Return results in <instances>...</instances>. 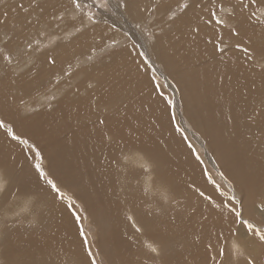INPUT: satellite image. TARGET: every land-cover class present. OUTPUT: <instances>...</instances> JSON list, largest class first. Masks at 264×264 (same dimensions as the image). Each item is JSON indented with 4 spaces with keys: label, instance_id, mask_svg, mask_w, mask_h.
<instances>
[{
    "label": "bare ground",
    "instance_id": "6f19581e",
    "mask_svg": "<svg viewBox=\"0 0 264 264\" xmlns=\"http://www.w3.org/2000/svg\"><path fill=\"white\" fill-rule=\"evenodd\" d=\"M101 1L106 7L99 9L93 6ZM38 2L45 6L46 11L42 12L40 7L30 8V0H5L0 4V50L7 51L4 43L11 40L12 56L17 53L23 57L21 61L24 63L20 67L11 64L12 78L22 75L30 85L26 89L29 95L12 89L7 103L4 99L6 90L0 86V105H3L0 118L13 126L16 134L40 149L46 173L50 172V178L54 177L59 182L61 191L67 196L66 192H70L87 213L91 215L92 212V215L104 219L110 205L113 210L112 214L108 212L111 222L105 224L111 230L101 233L104 241L110 239L116 245L118 258L129 249L133 240L145 239L141 234L136 235L133 225L141 227L146 222L151 233L152 228L157 226L160 230L162 227L157 236L156 233L153 235L165 241L166 236H169L167 241H177L174 234L176 226L185 227V233L194 236L196 241L192 244L190 236L182 234L190 240L188 246L193 248L195 245L194 255L183 258L172 255L169 258L171 264H205V261L214 264L211 257L215 252H209L206 245L211 243L215 246L217 235L222 230L225 236L228 232L225 228L230 220L224 219L228 213L221 203L227 198L226 195H217L206 185L205 171L197 167L200 162L192 150L196 152L198 146L205 143L208 153L211 151L213 155L206 157L207 162L214 169L221 166L220 169L223 167L228 174H235V178L245 186L244 194L251 203L245 213L260 225V214L255 206L264 200V140L259 139V131L248 119L250 114L257 118L262 115L260 101L264 86L260 69L249 68L244 63L243 53L234 47L220 53L214 52L213 44L225 47L234 45L237 39L249 37L259 44L264 36V18L259 14L264 9L258 10L256 16L248 20L247 12H241L236 0H217L222 7H214L211 0H199L203 5L201 8L182 10L180 15L173 17L181 5L191 4L192 0H137L142 11L133 9L131 14L117 7L121 0H82L99 9V15H93L88 8L77 13L68 6V0H59L58 7L63 8L57 14L65 16L63 9H66L68 17L75 15L76 27L80 26L81 15L86 24L89 15L98 21L95 25L89 24L87 32L81 34L76 32V28L51 21L54 9L46 0ZM21 4L29 8L28 13L19 7ZM210 12H216L227 27L215 25L209 19ZM169 16L171 19L167 20ZM50 23L59 24V27L50 30ZM197 25L199 31L194 38L189 34L190 26ZM233 27L240 31V37L229 35L228 29ZM44 31L48 34L46 38L37 36ZM54 37L59 47L55 53L57 63L52 67L45 62L44 45L50 46L49 41ZM221 39L224 44L220 43ZM28 41H32L34 46L39 44L40 50H27ZM120 44L126 45L111 51L96 63L86 65L104 47ZM140 52L147 54L152 66L146 68L141 64L138 71L136 64L142 59L138 56ZM72 66L75 70L67 71ZM4 71L7 70L0 64V75ZM66 72L70 76L68 80H52ZM88 83L94 87L88 89ZM154 86L165 99L153 92ZM171 95L174 113L165 111V100ZM15 96H23L24 104L14 101ZM52 97L56 98L54 102H48L46 107L37 110L42 102ZM29 110L34 113L30 114ZM178 110H182L185 123L175 119L173 124L170 117H176ZM101 120L105 123L101 124ZM186 125L197 134V144L191 141L195 136L193 134L192 137ZM176 127L190 141L191 151L187 149L181 132L175 131ZM144 153L155 160L156 172L152 171L147 158L139 159ZM126 157L132 159L127 160ZM37 161L34 151L12 141L0 130V185L7 188L4 180L10 176L13 183L22 180L28 188L37 191L43 186V181L37 182L32 167ZM134 165L143 173L136 181L139 189H135L148 195L157 192L161 197L159 185L154 180L157 172L163 174L170 185L166 196L170 192L173 198H185L183 214H162L157 224L151 226L148 212H145L148 215L137 213L140 199L120 200L113 195L118 181L128 180L126 169ZM129 187L130 184L126 189L131 191ZM197 187L211 195L212 201L199 197ZM234 188L239 198L241 193ZM136 191L135 194H140ZM24 199L16 200L9 196L4 206L11 212H3L4 215L13 218L22 212L17 217L21 221L23 215L28 214L29 205ZM46 199L47 203L37 204L45 209L39 218L40 224L36 223L41 225V229L30 231L28 229L32 228H26L27 232L25 227L13 228L9 233L8 250L0 256L4 264H73L75 258L82 256L83 238L79 237L74 217L68 210L70 201L53 200L51 195ZM72 211L81 216L75 208ZM135 247L133 245L132 250ZM190 247L187 253H191ZM233 251L238 253L239 250L233 248Z\"/></svg>",
    "mask_w": 264,
    "mask_h": 264
},
{
    "label": "snow or ice",
    "instance_id": "6c2138e0",
    "mask_svg": "<svg viewBox=\"0 0 264 264\" xmlns=\"http://www.w3.org/2000/svg\"><path fill=\"white\" fill-rule=\"evenodd\" d=\"M212 5L214 7H222V4H217V0H211ZM5 0H0V4H4ZM46 3H49L51 7L54 9L53 15L51 17V21H61L65 24V27H73L76 28V32L84 34L87 32L88 25H95L98 21L94 19L93 16H87L88 23L84 22V18L81 15L79 17L80 26L76 27L75 21L77 17L67 16L66 9L65 16H60L57 13L62 10L63 6H59V0H46ZM236 5H238L241 9V12H247L246 19L251 20L256 16V13L260 9H264V0H236ZM68 6L75 10L77 13H81L83 11V7H87V5H82V0H68ZM94 7L101 8L106 7L105 4L99 3L93 4ZM203 5L199 0H192L191 4H183L181 5L182 10H187L189 8L199 9ZM19 7L25 12H29V8L24 7L23 4L19 5ZM30 8L40 7L41 11H46L44 5H41L38 0H30L29 4ZM117 7L123 8L128 11L130 14L133 9L137 11H142L140 9L137 0H121V3L117 5ZM206 7V6H204ZM7 16V13H4ZM209 19L214 22L215 25L221 27H227L225 21L220 19L217 16L216 12L209 13ZM59 24H49V29L58 28ZM199 31V26L192 27L190 26V35H195ZM229 35L233 38L240 37V31L233 27L228 29ZM47 35L45 32L37 33L38 37H43ZM54 35V34H53ZM179 39V37H177ZM221 44H224V41L221 39ZM11 40L4 43V49L7 51L0 50V64L3 65V68L7 71H4L2 75H0V86H3L5 91V103H7L9 96L12 94L11 90L16 89V91H23L25 95H29L30 93L26 90L30 85L28 82L24 81L22 75L17 74L15 78H12V53L13 50L10 47ZM49 44L55 45L53 48H49V45H44L45 48V62L47 65L55 67L57 63V55L56 47H59L57 43V38H53L49 41ZM98 46V45H97ZM234 47L236 50L240 51L244 55V63L252 69L259 68L260 69V77L262 86H264V36H262L259 44H256L251 37L247 39H237L234 45H225V47H219L217 44H213L214 52L223 53L226 48ZM27 49H31L33 52L40 50V45L36 44L34 46L32 41H28ZM138 56L141 57L140 63L136 64V68L139 71L141 68V64H143L146 68H150L151 62L150 58L147 57V54L144 52L138 53ZM39 74V73H37ZM34 79V78H33ZM150 82H152V78H150ZM49 83H51V78L49 79ZM94 85L92 83L87 84L88 89H92ZM253 87L255 84L253 83ZM153 92H155L158 96L160 93L158 89L154 86ZM161 99H165L163 96H160ZM55 99V97H53ZM14 101H18L20 104L24 103L23 96H15ZM166 108L165 111H168L169 108L173 105V101L170 99L165 100ZM3 105H0L2 107ZM255 112V110H254ZM260 112L262 115L257 118L256 115H249L248 119L251 121L252 125L256 126L257 131L260 133L259 139L264 140V93H262V99L260 101ZM170 122L175 124V116L172 115L170 117ZM101 124H104L105 121L101 120ZM0 130H3L6 136L14 142L28 143V140L22 139L20 135L16 134L14 131V127L9 123H6L3 119H0ZM176 132H181L183 136L182 130L179 127L175 128ZM249 133L251 134V126L249 127ZM183 140L187 141V137L183 136ZM264 146V145H262ZM189 149H192V145H188ZM35 152L36 158L40 157V152L35 148L32 149ZM142 151V150H140ZM192 154H195V150H192ZM152 164V171L156 172V164L155 160L148 156L147 153H144L143 157H139V159H145ZM127 160H131L132 157H126ZM196 159L199 161L200 158L197 155ZM34 168V172L37 175V182L43 181V186L39 187L37 191H33L31 188H28L22 180H17L13 183L11 177H7L4 180V184L8 185L7 188L4 185H0V203H7L8 197H15L16 200H19L21 197L25 198L24 202L26 205H37L42 203H47V195H51L53 200H67L68 197L64 195L61 191V186L58 181L54 177H50V172L46 173L45 170L41 167L40 164H34L32 166ZM143 167V165H142ZM207 176V173H204ZM209 183H212L211 179L208 180ZM154 183H158L159 190L161 191L162 199H167L166 193L169 191V181L166 176L157 172L156 179ZM214 191L219 192L218 188H215ZM196 192L199 197L203 198L205 201L211 202L212 196L205 194V192L198 187L196 188ZM220 195H223L220 193ZM224 209L227 210L228 216L231 217L230 226L227 228L230 237H226L223 233V230L217 235V244L214 246L211 243L206 245V248L209 252L214 251L215 255L211 257L214 264H224L226 258H228L229 253V244L228 240L231 238L233 243L231 245L232 248L242 250L239 252L240 256L244 257V264H257V258L252 255L249 251L250 249L260 248L264 250V226L257 225L254 221L245 217V203H244V194L241 193L240 197L232 196L228 198V203L221 202ZM68 210L71 212L72 217H74V224L77 226V232L79 237H82L81 243V253L82 256L74 259L73 264H96V260L93 258V253L91 251V245L86 237V233L84 227L82 225V217L78 215L75 211H72L76 205V201L72 200L71 203L67 205ZM255 210L259 212V214L264 217V201H261L260 204L255 206ZM228 216L224 217L227 219ZM131 220V217H128ZM135 227V232L140 233L141 236L145 237V241H140L139 238L137 240H133L129 245V249L126 253H121L120 258L118 260H114L111 264H171V261L166 259L169 255L171 249L169 248L167 242L162 238H157L148 234V230L145 226ZM101 229V225H96V233L99 234ZM131 240V237H129ZM199 243V241H197ZM138 245L135 252H132V246ZM245 252L247 255L245 256ZM132 256L137 257L136 259H132ZM218 257V258H217ZM207 264V261H205ZM237 264L239 262L237 261Z\"/></svg>",
    "mask_w": 264,
    "mask_h": 264
},
{
    "label": "rangeland",
    "instance_id": "374dc122",
    "mask_svg": "<svg viewBox=\"0 0 264 264\" xmlns=\"http://www.w3.org/2000/svg\"><path fill=\"white\" fill-rule=\"evenodd\" d=\"M17 1V0H16ZM102 2V1H101ZM103 3V2H102ZM82 4L83 5H87V7H83V8H88L89 9V11H93V15H99V13H98V10L99 9H101V8H99V9H94L92 6H91V4L90 3H84V2H82ZM99 4V3H98ZM180 11H182V8H180L179 10H177L176 12H174L173 14V17H175V16H178V15H180L181 14V12ZM95 13V14H94ZM259 16L260 17H262V18H264V12H261L260 14H259ZM171 19V16H169L168 18H167V20H170ZM59 23H61V21H58ZM62 24H64L63 22H62ZM154 29V28H153ZM45 32V31H44ZM46 34H47V32H45ZM48 36V34L47 35H45V36H43V39L44 38H46ZM148 36V35H147ZM42 38V37H41ZM126 44H120V45H116V46H113V47H108V48H106V47H104L102 50H100L92 59H90V61L86 64V65H90V64H94V63H96L98 60H100L103 56H105V55H107L108 53H110L111 51H116L117 49H121L122 48V46L124 47ZM52 47H54L53 45H50L49 46V48H52ZM27 50H31V49H27ZM45 50V49H44ZM24 54H26L25 52H23ZM23 59V57L21 56H17V53L16 54H14L13 56H12V65H13V67H20L21 65H23L24 63L21 61ZM78 68V67H77ZM70 70V71H69ZM73 70H75V67L74 66H72L71 68H68L67 69V71H69V72H71V71H73ZM76 70H78V69H76ZM69 73L68 72H66V74H59L57 77H54V78H52V80H68L69 79ZM160 81V80H159ZM158 82V81H157ZM166 83V81H164V84ZM160 85V84H159ZM165 85H167V84H165ZM26 98H27V96H26ZM46 98H49V95L46 97ZM56 99V98H55ZM55 99H53V97L51 98V99H49L48 101H44V102H42L41 103V105L37 108V110L38 109H42V108H44V107H46V105H47V103L48 102H50V103H52V102H54L55 101ZM170 100H172L173 101V95H171V98H170ZM19 103V102H18ZM24 104V103H23ZM22 104V105H23ZM174 106L172 105L170 108H169V111H172L173 112V110H174ZM35 111V110H34ZM29 112H30V114H32V113H34L32 110H29ZM181 112H182V110H181ZM179 110H178V112L176 113V117H175V119H178V121H180V119L181 120H184V123H185V118H183L184 116H183V113H181ZM174 113V112H173ZM179 114H180V116H179ZM183 118V119H182ZM1 119V118H0ZM186 128L190 131V132H192L191 133V135H192V137H194L195 136V139L193 140V139H191V141H194V143H196L197 144V142H199V141H196V139L198 138V136H197V134L196 133H194V131L193 130H191V127H189V125H186ZM185 133V132H184ZM193 134H194V136H193ZM186 135H187V133H186ZM22 138V137H21ZM22 139H25V138H22ZM26 140H28V139H26ZM187 143V144H186ZM201 143V142H200ZM23 144V143H22ZM185 144L188 146L189 144H191L190 143V141H185ZM24 146H25V148H28L30 151H32V149L33 148H35V145L34 144H32L31 142H29V140H28V143H26V144H23ZM184 146V147H186L187 148V146ZM37 151H40V149L37 147V148H35ZM187 149H189V147L187 148ZM219 149V148H218ZM192 150V149H191ZM190 149H189V151H191ZM208 150L209 149H207V147H205V143H201V145H199L198 146V148H197V151L195 152V156H197V154H199L198 156H199V158H201L200 160H199V164H200V166H199V164H198V168H199V170L201 171V170H204L205 172L204 173H207V176H205V178L207 179V182H206V185H208L209 187H210V189H215V188H218L219 189V192H216V193H218L217 195H220V193H222L223 195H226V198L227 199H225V200H223L224 201V203H228L227 201H228V198L229 197H232V196H236L235 195V188L234 187H236L239 191H240V193H242L243 192V194H244V190H245V186L237 179V178H235V174H233V173H231V174H228L225 170H224V168L222 167L221 169H220V167H216L215 169L211 166V164H210V162L208 163L207 162V160H206V157L207 156H211L212 154V152L210 151L209 153H208ZM220 150V149H219ZM220 155H222L221 153H220ZM213 156V155H212ZM196 158V157H195ZM38 159V164H40L41 165V167L44 169V170H46V168H44L45 167V160H43L42 159V156H41V153H40V157L39 158H37ZM256 160V159H255ZM198 161V160H197ZM257 161V160H256ZM195 162V161H194ZM223 162H226V159L225 160H223ZM196 163V162H195ZM196 164V165H197ZM207 166V167H206ZM135 168V169H132V168ZM133 167H131L130 169H126L127 170V173L129 174V177H128V180H126L124 183L120 180V181H118L119 183H117V186H116V188H115V190H114V192L112 193L113 195H115V196H117V198L118 199H120V200H122V198L125 200V199H128V198H133V200L134 201H136L137 199H140V202H138L137 204L140 206V207H136L137 208V213L138 214H145V215H148L147 213H145V212H148L149 213V218H148V220H150V224H151V226H153L152 224H157V221H158V219L159 218H162L163 217V215L162 214H166L167 215V213L169 214L168 216H172V215H174L175 213H181L182 212V214H183V212H184V207H183V204H182V202H184V200H185V198H179V197H171V193L169 192V196H167V199H162V197H160V195L157 193V192H155V193H157V194H155V193H151V194H149L148 195V193H143V192H141V191H139V190H137V189H135V188H138L139 189V186L137 185V183H136V181H138L139 180V178H140V175L142 174L143 175V173L142 172H140L138 169H136L137 168V165H134ZM207 169V170H206ZM209 171V172H208ZM46 172V171H45ZM119 176V175H118ZM132 176H134V177H132ZM50 178V177H49ZM198 178V177H197ZM209 178L211 179V181H212V183H209L208 182V180H209ZM122 182V183H121ZM126 185V186H123V185ZM128 184H130V190L131 191H129V189H126V187L128 186ZM132 187V188H131ZM261 187V186H260ZM120 188V189H119ZM123 188V189H122ZM221 188V189H220ZM132 189H133V193H132ZM258 189H259V187H258ZM137 190V191H136ZM134 191H136V192H140V194H135V192ZM118 192H120V194L118 193ZM131 193V196L129 197V195H130V193ZM66 193H68L69 194V196H67L65 193H64V195L66 196V197H68V199H67V201H70V203H71V201L72 200H75L74 198H73V196L70 194V192H66ZM128 193V194H127ZM258 193H259V191H258ZM125 194H127L128 195V197H127V195H125ZM135 194V195H134ZM120 195H122V196H120ZM151 195V196H150ZM223 195H221V196H223ZM228 195V196H227ZM135 196V197H134ZM263 197H264V194H263ZM175 201V202H174ZM264 201V200H263ZM250 201H249V199H248V196H245V194H244V203H245V209L247 208V207H250V204L251 203H249ZM180 203V204H179ZM4 204L5 203H0V235L2 236V241H1V237H0V256L2 257V255L1 254H3V252H4V250H8V246H7V244H8V235H9V233L10 232H12V230H13V228L14 229H18V228H24L25 227V229L26 228H32V229H28V230H35L36 228H38V229H41V225L40 226H38L36 223L38 222V224H40V216H42L43 215V213H44V207H41V205H29L28 206V214L26 213L25 215H23V217H22V220L21 221H19V216H20V214L22 213V212H19V214H17L16 216H14L13 218H10V217H7L6 215H4V213L5 212H7V211H9V210H7L6 208H5V206H4ZM76 205H77V207H75V210L77 211V212H79L80 211V213H81V216H82V220H83V223H82V225H83V227H84V230H85V233H86V237H87V239H88V241H89V243L92 245V248H91V250H92V253H93V258H95V260H96V264H111V262L112 261H114V260H117V259H119L118 257H117V247H116V245L113 243V242H111V240L110 239H108V240H105L104 241V239H103V237H104V234L106 233V231H109V230H111L110 228H108L107 226H106V224L108 225L111 221H110V214H108V212L109 213H111L112 214V212H113V210H111L110 209V205L107 207V211H105V213L106 214H104V219L102 218V217H100V216H97V215H92V212H91V215L89 214V213H87V211L83 208V206H81L80 204H78L77 202H76ZM162 207V208H161ZM36 208V209H35ZM31 209V210H30ZM83 209V210H82ZM162 209V210H161ZM175 210V211H174ZM12 211H15V210H12ZM156 211V212H155ZM173 211V212H172ZM4 212V213H3ZM9 212H11V211H9ZM30 212V213H29ZM23 213H25V211H23ZM87 213V214H86ZM120 213L121 212H119L118 211V214L120 215ZM160 213V214H159ZM87 215H88V217H87ZM106 215V216H105ZM39 216V217H38ZM117 214H116V216H115V218H117ZM16 217V218H15ZM18 217V218H17ZM27 217H28V219L30 220V222H29V220L27 219ZM37 217V218H36ZM245 217L246 218H249V219H251V217H249V215L247 216L246 215V213H245ZM36 218V219H35ZM153 218V219H152ZM229 218V220L231 221V217L229 216L228 217ZM3 219V220H2ZM25 219V220H24ZM108 219V220H107ZM36 220H38V221H36ZM101 220H103V222L101 221ZM263 220H264V217H262L261 215H260V219L258 220V222H259V224L260 225H262V226H264V223H263ZM18 221V222H17ZM101 221V222H100ZM105 221V222H104ZM108 221V222H107ZM110 221V222H109ZM230 221H229V226H230ZM252 221H255V219L254 220H252ZM23 222V223H22ZM26 222H28V223H26ZM13 223H15V224H13ZM101 223V224H100ZM106 223V224H105ZM184 223V222H183ZM97 224H99V225H102L101 226V229H100V231H99V234L97 235L96 234V225ZM147 225L148 224H146V222H143L142 224H141V226H145V227H147ZM229 226H227L226 228H225V231L227 232V228L229 227ZM9 228V229H8ZM108 228V229H107ZM161 228L162 227H160V230H161ZM178 229V230H177ZM184 229H185V227H179V226H176L175 227V229H174V234L177 236V241L176 242H174V241H167V239H168V237L169 236H166V242H168V246H169V248L171 249V251H170V253H169V255L166 257V259H168L169 260V258L170 257H172V255H174V256H181L182 258L184 257V256H187V255H189V254H193L194 255V252H192V251H194V247H195V245L193 246V248H191L190 246H188L187 244H190L189 242H190V240L189 239H187V238H185L186 236L185 235H187V237H189L190 239H192V244H193V242L194 241H196L195 239H193L194 238V236L192 235V233L190 234L189 232L188 233H185V231H184ZM148 230V229H147ZM158 230V231H157ZM160 230H159V228H157V226H156V229L155 228H152V233L151 232H149V230H148V234L150 235V234H152L153 235V233H156V236L159 234V232H160ZM26 231H27V229H26ZM104 231V232H103ZM155 231H157V232H155ZM180 231V232H179ZM28 232V231H27ZM101 232H103L104 234L102 235V233ZM166 232H167V229H166ZM178 232V233H177ZM183 232V233H182ZM5 233V234H4ZM180 234H181V236H180ZM182 234L185 236H182ZM136 235H140V233H136ZM175 235H171V236H175ZM189 235V236H188ZM141 236V235H140ZM154 236V235H153ZM156 236H154V237H156ZM226 236L227 237H230V234H228V232H227V234H226ZM181 238V239H180ZM184 238V239H183ZM103 239V240H102ZM187 240V241H186ZM231 240V241H230ZM103 241V242H102ZM142 241H145V239H143ZM186 241V242H185ZM189 241V242H188ZM232 239L231 238H229V240H228V244H229V253H228V258H226L225 259V261H224V264H233V263H235V264H237V261L239 262V264H244V257L243 256H240L238 253L240 252V251H242V250H239L238 251V253H235L234 251H233V248L231 247V245H232ZM188 242V243H187ZM118 243H120L121 244V242L119 241ZM214 243V242H213ZM102 244V245H101ZM101 245V246H100ZM108 245V246H107ZM136 247L132 250L131 249V251L133 252H135L136 251V248H137V246L138 245H135ZM191 248V253H187V250H188V248ZM125 248V247H124ZM128 251V249H126L123 253H126ZM251 253H252V255L253 256H255L256 258H257V264H264V250H261L260 248H255V249H250L249 250ZM235 254V255H234ZM247 255V252H245V256ZM0 257V264H4L3 263V260H2V258ZM116 258V259H115ZM137 257H135V256H132V259H136ZM242 262V263H241ZM149 264H150V262H149Z\"/></svg>",
    "mask_w": 264,
    "mask_h": 264
}]
</instances>
